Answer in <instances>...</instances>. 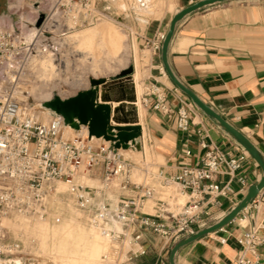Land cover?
I'll return each mask as SVG.
<instances>
[{"label":"built area","instance_id":"2783aa9c","mask_svg":"<svg viewBox=\"0 0 264 264\" xmlns=\"http://www.w3.org/2000/svg\"><path fill=\"white\" fill-rule=\"evenodd\" d=\"M38 1L45 7L37 10L32 21L20 18L18 26L0 28V264L8 263L20 252L19 242L9 240L2 220L12 216L42 218L48 198L63 192L85 214L89 225L107 239L109 247L101 256L102 264H124L144 255L140 240L145 232L163 242L154 264H168L165 254L174 243L206 227L198 210L202 201L215 204L219 197L230 200L237 192L231 184L233 179L241 185L240 191L247 189L245 178L236 177V173L249 156L244 151L231 155L200 138V164L183 166L167 179L154 163L143 158L135 164L125 157L122 151L128 146L115 137L116 133L95 136L75 127L72 138H67L61 115L46 119L38 116L21 91V77L38 56H49L56 66L60 65V51L67 37L107 19L109 13L100 8L106 0H35V6L40 4ZM137 3L144 7L143 1ZM31 27L34 31L28 38L26 31ZM163 38L164 34L157 33L145 40L151 54L160 53ZM160 70L165 74L162 67ZM140 103L167 118L174 116L177 128L189 132L193 107L190 102L178 99L176 107L172 106L167 95L153 86L146 89ZM138 137L143 149V137ZM135 171L140 173L139 182L132 179ZM222 175L229 180L219 185ZM93 179L99 180L98 186L88 184ZM59 184L65 190L60 191ZM156 185L177 188L158 198ZM179 195L187 200L183 206L172 205L179 207L175 212L170 202ZM260 197L264 198V188L254 199ZM151 200L153 213L141 212L143 204ZM253 206L257 217L258 203ZM263 231L264 215L258 222L253 220L237 238L240 250L234 264H264L258 252L264 247Z\"/></svg>","mask_w":264,"mask_h":264},{"label":"crops","instance_id":"0c3cea01","mask_svg":"<svg viewBox=\"0 0 264 264\" xmlns=\"http://www.w3.org/2000/svg\"><path fill=\"white\" fill-rule=\"evenodd\" d=\"M141 1L150 6L151 0ZM198 1L200 0H165L163 15L146 24L143 39L151 40L157 33L165 35L173 15ZM139 8L143 9L140 5ZM167 61L181 84L242 133L264 158V0L229 1L187 15L175 26ZM161 67L160 53L151 54L143 78L138 81V73L132 75V78L136 76V99L138 98L140 116L137 115V131L126 132L136 133L137 136L141 134L142 137L144 132L156 157L155 167L162 176L169 179L183 166H198L202 155L198 146L200 138L234 156L243 152L234 140L209 120L183 93L179 90L174 92L175 86L161 72ZM153 86L167 95L168 103L172 106L176 107L178 99L193 105L188 133L177 128L174 116L167 118L140 104V90L142 89L141 99L146 89ZM109 126L113 125L109 123ZM88 128L90 130V125ZM108 129L104 134L106 137L110 136ZM83 131L85 132L84 129ZM239 176L245 178L246 190L240 191L241 185L233 179L231 184L237 192L230 200L219 197L215 204L201 202L198 210L201 212V219L206 222L205 226L224 217L246 195L248 188L259 182L262 171L248 157L236 173V177ZM228 180V176L222 175L219 176L218 183L222 185ZM173 186L176 190V185L163 189L156 185L157 197L164 198L172 193L174 190L170 188ZM178 201L177 197L170 202L171 210L179 211V207L172 206L180 204ZM253 201L258 203L257 217L253 203L250 202L228 225L183 247L175 257L176 264H234L240 250L237 238L252 225L253 220L258 222L264 215V198ZM153 206L154 201H148L140 211L152 214ZM262 233L264 235V231ZM140 245L145 254L127 264H154L153 259L163 247V242L145 232ZM258 252L259 258L264 262V247L259 248Z\"/></svg>","mask_w":264,"mask_h":264},{"label":"rangeland","instance_id":"374dc122","mask_svg":"<svg viewBox=\"0 0 264 264\" xmlns=\"http://www.w3.org/2000/svg\"><path fill=\"white\" fill-rule=\"evenodd\" d=\"M33 1L0 0V28L18 26L20 18L32 21L37 10L45 7V3L38 1L40 4L35 6ZM122 5L126 8L125 12ZM100 8L109 13L107 19L80 28L70 35L69 40L63 42L60 65L56 66L51 57L44 55L34 58L25 68L20 88L40 118L59 115L56 103L86 94L91 90V80H113L126 70H130L131 75L137 72L138 81L145 75L151 51L145 45L143 32L149 21L161 18L166 8L165 0H151L146 10L148 14L135 10L138 8L137 0H106L101 2ZM104 24L107 31L101 32L98 26ZM87 28L91 30L87 32ZM132 80L137 94L136 76ZM141 94L142 89L139 101ZM134 107L140 116L138 98ZM70 114L73 118L71 123H65L67 138H72L75 127L85 132L89 130L88 125L80 122L74 112ZM129 133L131 139L127 141L128 148L122 151L124 156L135 164H139L143 158L146 162L154 163L156 157L144 132L143 149L136 133ZM132 179L139 182L140 173L135 171ZM88 184L98 186L99 180L93 179ZM58 189L63 191L65 186L59 184ZM170 189L174 190L175 187ZM109 196L116 198L115 194ZM186 199L178 196L180 204ZM46 207L47 212L42 218L12 216L2 220L9 240L20 244V252L9 258L10 263L6 264H102L101 256L109 247L108 241L89 225L85 214L73 206L72 200L64 192L52 194ZM168 254L165 256L168 257Z\"/></svg>","mask_w":264,"mask_h":264},{"label":"water","instance_id":"95a60500","mask_svg":"<svg viewBox=\"0 0 264 264\" xmlns=\"http://www.w3.org/2000/svg\"><path fill=\"white\" fill-rule=\"evenodd\" d=\"M229 1L237 0H200L175 13L169 21L168 29L161 44L160 59L165 74L175 88L183 93L209 120L223 130V132L234 140L235 143L257 163L262 171V176L257 184L248 188L246 195L224 217L174 243L169 250L168 264H176L175 257L183 247L209 234L217 232L232 222L258 195L259 191L264 188V158L261 153L242 133L226 122L208 104L202 102L193 92L181 84L171 71L167 61L168 47L177 23L187 15L205 7ZM40 21L41 18L38 24ZM130 73V70H126L116 79L109 81L105 79L91 80V90L89 92L80 94L66 101L69 106L75 108L72 112H74L77 119L84 124L91 120L97 122L99 118L104 119L102 124H99V127L96 129L90 125V134L105 136L104 134L109 127V129H111H108L109 135L112 134V131H115V137L121 142L126 143L129 138L125 136V132L129 130L137 131L136 125L138 124V118L134 107L136 103V93ZM59 115H61L60 112ZM109 123L113 126H109Z\"/></svg>","mask_w":264,"mask_h":264},{"label":"bare ground","instance_id":"6f19581e","mask_svg":"<svg viewBox=\"0 0 264 264\" xmlns=\"http://www.w3.org/2000/svg\"><path fill=\"white\" fill-rule=\"evenodd\" d=\"M123 9H126L125 8V6H121ZM139 9V11H141L143 14H148L149 12H147L146 10L147 9H149V5L146 3V2H144V7H143V9H140L139 8V4H138V8L136 9V10H138ZM25 14V13H24ZM26 16H28L27 14H25ZM22 20H25V19H22ZM26 22H30V21H28V20H25ZM107 25L105 26V24L104 25H99L98 26V29L101 31V32H106L107 31ZM111 29V28H110ZM87 30V32L89 31V30H91V28H87L86 29ZM33 31H34V28H29L28 29V33H27V37L28 38H30L29 36H28V34H30V35H32V33H33ZM69 37H67V39H68ZM133 81V80H132ZM21 93V92H20ZM56 109H57V111H59L60 113H61V116L63 117V120H64V122L66 123H71V121H72V117H71V111H74L75 110V108L74 107H71V106H69L66 102H62V103H60V104H58V103H56ZM137 113V112H136ZM103 118H99L98 119V121L97 122H95L94 120H91V121H89V122H87L86 124H88V125H92V127L94 128V129H96L97 127H99V124H102V122H103ZM86 133V132H85ZM125 136H127L129 139H131V134L129 133V132H125ZM128 142H129V140H128ZM128 142H126L125 144H127ZM129 145V144H128ZM40 232V231H39ZM42 233V232H41ZM102 238V237H101ZM98 241H99V239H98ZM100 242V241H99ZM102 244V243H101Z\"/></svg>","mask_w":264,"mask_h":264}]
</instances>
